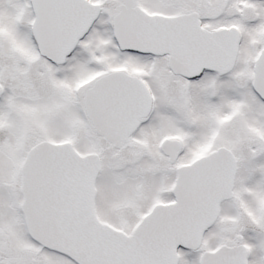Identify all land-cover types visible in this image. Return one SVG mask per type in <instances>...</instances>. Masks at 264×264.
Here are the masks:
<instances>
[{
    "label": "snow or ice",
    "instance_id": "1",
    "mask_svg": "<svg viewBox=\"0 0 264 264\" xmlns=\"http://www.w3.org/2000/svg\"><path fill=\"white\" fill-rule=\"evenodd\" d=\"M0 264H264V0H0Z\"/></svg>",
    "mask_w": 264,
    "mask_h": 264
}]
</instances>
